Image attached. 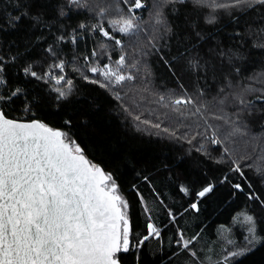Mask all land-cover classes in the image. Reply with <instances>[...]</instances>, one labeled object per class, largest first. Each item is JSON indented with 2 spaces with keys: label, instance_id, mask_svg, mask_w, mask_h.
Returning <instances> with one entry per match:
<instances>
[{
  "label": "snow or ice",
  "instance_id": "6c2138e0",
  "mask_svg": "<svg viewBox=\"0 0 264 264\" xmlns=\"http://www.w3.org/2000/svg\"><path fill=\"white\" fill-rule=\"evenodd\" d=\"M66 3L69 11L92 10L88 0H66ZM177 4L183 9L190 8L191 18L188 12L181 14L185 16V25L192 29L195 40L187 41L183 51L177 49L178 54L170 59L160 57L174 88H169L167 84L161 85L163 91L148 87L151 72L147 66L141 65L140 60L129 63L127 53L124 52L113 62L111 55L107 53V44L101 45L100 53L94 49L91 54L92 57L103 54L106 63H92L90 58L85 57L88 61L85 64L87 71L93 77L99 76L102 79L91 78L81 72L82 78L105 89H123L128 82L140 79L143 72L149 79L144 81L145 86L140 89L148 94L142 99L156 107L147 109L149 117H145L143 111L130 113L138 128L143 126L146 130H154L158 135L163 134L190 145L197 137H202L213 145H223L226 141H232L233 137L246 136L250 131L248 122L257 123L264 118V87L257 89L251 84L240 83L241 68L236 63L242 59L239 51H225L219 44L215 48H205L197 43L196 41H204L205 37L197 30L195 20L198 14H203L202 9H210L206 17L207 23L214 24V13L222 11L232 16V22L239 26L238 16H233V10L246 15L257 7H264V0H157L153 5L156 10L151 17L154 32L162 28V36L173 33V24L176 23L174 14L179 11ZM14 6L19 15L9 21V27L19 30L16 25L26 19L31 25L44 23L49 26L44 13L35 10L33 0H16ZM146 7L145 0H119L115 6L106 7L97 5L96 15L101 19L92 25H78L68 42L75 45L78 36L74 33L84 29L100 34L123 49L124 42L104 26L108 9L112 8L116 13L114 18L107 20L111 29L125 36L138 37L143 29L137 13ZM166 7L168 14L173 15L171 21L165 15ZM68 14L63 5H57V17ZM258 15L259 19L254 21L258 27L246 26L247 36L254 40H264V13ZM24 30L27 31L26 28ZM235 35L240 37L239 31ZM57 40L64 41L65 37L60 36ZM149 46L159 53L156 40L149 38L148 45L139 49L142 56L149 54ZM244 47V38H241V43L236 48ZM252 47L264 51V43L253 42ZM46 51L53 57L57 54L52 47ZM10 59L14 61L16 57ZM66 63L59 60L51 65L45 76H40L30 65L24 67L23 72L37 79L50 78L56 85H65L55 87L54 91L58 94L57 99H66L73 87V81L66 79L63 74ZM51 69H59L62 74L54 76ZM73 71L79 69L73 68ZM5 72L6 62L0 57V264H122V254L132 252L133 249L137 253L136 264H140L139 249L149 238L160 237L161 229L155 223H148V234L136 239L129 202L121 194L120 186L111 172L89 160L84 148L68 132L53 128L38 119L11 118L9 110L17 101H21L25 112H30L38 101L34 98L30 101L21 88H8L9 81ZM208 79L224 84V87L217 89L218 96L223 98H213L220 106L219 114L209 111V105L203 99L205 89L199 87L201 82L206 84ZM249 79L264 83V72ZM211 90L208 89L209 92ZM254 93L253 98L249 99ZM149 96L152 99L149 100ZM115 97L117 100L121 99L120 91L115 92ZM229 104L234 105L231 114L224 112ZM124 110L128 111L127 108ZM210 121H221L222 124L214 125ZM64 123L66 126L71 125V121ZM260 127L264 129V123H260ZM193 129L200 130L193 133ZM221 136L224 138L221 139ZM203 149L204 144H200L196 151L201 152ZM222 151L229 159H220L216 163H230L228 171L239 174L246 181L244 169L250 166L245 163L242 167L244 157L233 159L228 147H224ZM204 154L207 155L206 152ZM257 171L262 170L257 168ZM227 179L228 176L225 175L221 183ZM214 187L212 183L203 187L196 193L197 201L189 207L198 212L199 199L211 193ZM233 187L243 191L241 183H235ZM180 191L187 195L189 190L182 186ZM248 198L257 200L264 206V200H260L254 192H250ZM139 199L144 200L142 196ZM143 211H149L146 205ZM168 214L170 220L175 222L176 214L171 210ZM243 222L247 225L245 243L228 251L220 260L213 261L211 257H206V264H239L241 258L250 255L258 247H264V235L261 234L264 230H258L256 217L245 213ZM198 239V234L188 237L178 229L174 241L176 250L172 256L178 257L183 253L188 258L197 257L195 242ZM227 244L234 245L235 242L229 239ZM180 264H184V261Z\"/></svg>",
  "mask_w": 264,
  "mask_h": 264
},
{
  "label": "trees",
  "instance_id": "16d2710c",
  "mask_svg": "<svg viewBox=\"0 0 264 264\" xmlns=\"http://www.w3.org/2000/svg\"><path fill=\"white\" fill-rule=\"evenodd\" d=\"M157 0H145L146 9L137 13L143 31L138 37L125 36L115 32L107 23L108 19L114 18L116 13L112 8L108 9L104 26L109 28L118 39L124 42V48L115 46L112 41L103 38L100 34L90 30L80 29L75 35L78 40L75 45L68 42L69 36L78 25H92L101 18L96 15V6H115L119 0H88L92 10L76 9L69 11L66 0H33L36 11L44 13V19L50 26L44 23L31 25L26 19L16 25L15 30L9 27V21L14 16L19 15L15 8L16 0H0V57L6 62L5 77L8 79V88L23 89L30 101L34 103L30 112L23 110L21 101H17L11 112L12 118L33 119L39 118L44 123L61 128L68 132L72 138L85 150V154L92 162L100 163L107 172H111L120 186L121 194L128 200L130 205V218L133 222V232L136 239H141L148 234L147 224L155 223L161 229L160 237H151L144 242L139 249L140 264H202L200 256L203 254V241L207 243L204 247L211 249H221L220 256H213V261L222 257L239 244L242 246L245 241L241 236L227 237L235 242L228 245L226 238L222 234L223 225H230L234 222L235 214L247 213L256 217L258 230H264V206L257 200L248 198L250 192L264 200V129L260 123H264V118L259 122H248L250 131L246 136H236L232 141H226L223 145H213L202 137H197L192 144L184 141L173 140L163 134H156L154 130H146L143 126L137 127L136 122L131 118V114L140 111L145 117H149L147 109L155 108L148 100L142 99L147 93L140 91L145 86L144 81L149 78L140 74L137 81L128 82L123 89H105L98 84L90 83L81 76V72L91 78L85 64L88 62L85 57L90 58L92 63L100 61L106 63L103 54L92 57L95 49L101 52V45L107 44V53L111 55L114 62L119 55L127 53L129 63L140 60L141 65H146L151 72V83L147 86L157 91H163L162 84H167L169 88L175 85L170 82L169 73L164 66L161 56L170 59L176 56L177 49L183 51L187 41L195 40L192 29L185 25V16L181 13L188 12L190 8L183 9L179 4L175 13L176 23L173 24V33L161 35L164 30H152L153 21L151 17L155 12L153 5ZM63 5L68 16L57 17V5ZM39 5H46L39 7ZM123 8V5L121 4ZM165 15L171 21L173 15L168 14V8L164 9ZM210 9H202L203 13L198 14L195 20L197 30L204 35V41H196L205 48H215L219 44L225 51L232 49L239 51L242 59L237 61V66L241 68L240 83L242 85L251 84L259 89L264 87V83L249 78L264 72V51L253 48V42L259 44L264 40L253 39L247 36V27L257 28L255 20L259 19V13H264V7H257L254 11H249L246 15H240L233 10V16H238V23L232 22V16L222 11L214 13L216 22L209 24L206 17ZM126 12V9H125ZM179 24V27H176ZM27 29L25 31L24 29ZM239 31L240 37L235 33ZM64 36V41L57 38ZM149 38L156 40V49L148 47L147 56H142L139 49L148 45ZM244 38L245 47L237 49L236 46ZM52 47L56 51V56H51L46 50ZM10 57H16L11 60ZM59 60L66 61L63 74L66 79L73 81L71 93L66 99H57L55 87H65L56 85L54 80L45 77L37 79L25 75L23 68L31 66L40 76H45L51 65ZM73 68L79 71H73ZM54 76L61 73L59 69H51ZM205 89L204 100L209 105V111L220 112V106L216 100L222 99L218 96L217 89L224 87L223 82L217 84L215 80L208 79L199 84ZM212 90L209 92L208 89ZM120 91L121 99L117 100L115 92ZM191 92L192 89H189ZM227 91V90H226ZM252 94L249 99H252ZM216 98L214 100L213 98ZM152 97L149 96V100ZM127 108L126 112L124 109ZM234 105L229 104L224 108V112L231 114ZM159 115V113H157ZM65 121H71L70 126L65 125ZM214 125L222 124L221 121H210ZM200 129H193L199 131ZM193 133H190L193 134ZM224 137L221 136V139ZM204 144V149L197 152L196 148ZM228 147L233 159L244 157L242 167L248 164L250 167L244 169L246 181L239 174L229 172L230 163H216L223 159L228 161V156L223 154L222 149ZM207 153L205 155L204 153ZM257 168L262 171L258 172ZM228 179L221 183L223 177ZM145 177L147 179H145ZM209 183L215 185L213 191L198 201L199 211L192 210L189 205L197 201L196 193ZM235 183H241L243 191L234 189ZM249 185L251 186L249 188ZM135 186V187H134ZM188 188V194L180 191L181 187ZM142 196L143 201L139 199ZM145 205L149 209L147 213L143 211ZM169 210L176 214V221L169 218ZM236 227V226H234ZM199 228L205 233L207 238L200 236ZM182 230L186 236L190 237L198 234L199 239L195 242L197 257L188 258L183 253L178 257H173L176 250L174 241L177 230ZM241 229V228H239ZM235 230H237L235 228ZM239 232V230H237ZM221 233L220 239L218 234ZM242 233V230L239 234ZM264 235V231H261ZM216 236L217 241L209 244L212 237ZM135 242V241H134ZM213 246V247H212ZM212 250V251H213ZM136 250L122 254V264H136ZM200 255V256H199ZM205 264V263H203ZM239 264H264V247H258L250 255L241 258Z\"/></svg>",
  "mask_w": 264,
  "mask_h": 264
},
{
  "label": "rangeland",
  "instance_id": "374dc122",
  "mask_svg": "<svg viewBox=\"0 0 264 264\" xmlns=\"http://www.w3.org/2000/svg\"><path fill=\"white\" fill-rule=\"evenodd\" d=\"M243 214H245V213H239L238 215L235 214V216H234V222L232 224H230V225H223L222 226V228H223L222 234L224 235V237L226 238V240L227 239H230L233 236L235 237V234L237 236L240 235L241 238H244V236L246 235L247 225L243 222ZM234 226H236V227H234ZM235 228L237 230H239V232L242 230V233L239 234L238 231L235 230ZM239 228H241V229H239ZM198 230H199V234H201L200 236L207 238L206 233L201 228H199ZM220 235H221V233H220ZM220 237L221 236H219L218 239H220ZM227 237H230V238H227ZM216 241H217V237L214 236V237H212L210 239L209 244L214 243ZM202 243H203V247L201 249L203 250V254H202V256L199 255L200 256V259H201L200 262L202 264L203 263L206 264V257H211V259H212L213 256H217V257L220 256L221 249H219V248L214 249V250L211 249V248H208L207 249L206 247H204V245L206 246L207 243L205 241H203Z\"/></svg>",
  "mask_w": 264,
  "mask_h": 264
},
{
  "label": "water",
  "instance_id": "95a60500",
  "mask_svg": "<svg viewBox=\"0 0 264 264\" xmlns=\"http://www.w3.org/2000/svg\"><path fill=\"white\" fill-rule=\"evenodd\" d=\"M12 118V117H11ZM33 119H38V120H40L39 118H33ZM23 120H31V119H23ZM42 121V120H41ZM43 122V121H42ZM50 126V125H49ZM52 127V126H51ZM53 128H55V127H53ZM59 129H61V128H59ZM74 139V138H73ZM75 140V139H74ZM76 141V140H75ZM86 155V154H85ZM87 156V155H86ZM88 159H89V157H88ZM90 160V159H89ZM93 163H96V164H98L99 166H101L102 168H104L100 163H98V162H93ZM106 171V170H105Z\"/></svg>",
  "mask_w": 264,
  "mask_h": 264
},
{
  "label": "crops",
  "instance_id": "0c3cea01",
  "mask_svg": "<svg viewBox=\"0 0 264 264\" xmlns=\"http://www.w3.org/2000/svg\"><path fill=\"white\" fill-rule=\"evenodd\" d=\"M239 233V232H238ZM220 236V234H218V237ZM237 235L235 234V237H236ZM237 246H239V244L237 245Z\"/></svg>",
  "mask_w": 264,
  "mask_h": 264
}]
</instances>
